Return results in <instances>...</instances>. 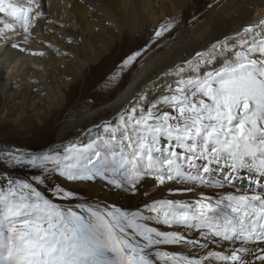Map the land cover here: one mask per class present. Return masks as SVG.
Masks as SVG:
<instances>
[{
	"label": "snow or ice",
	"instance_id": "1",
	"mask_svg": "<svg viewBox=\"0 0 264 264\" xmlns=\"http://www.w3.org/2000/svg\"><path fill=\"white\" fill-rule=\"evenodd\" d=\"M40 9V0H0V37L22 30L27 41L43 15ZM173 27L161 24L155 36ZM230 41H238L240 50L228 63L181 79L139 118H121L119 138L113 132L107 140L67 148L63 155L6 152L7 166L26 165L42 174L32 180L0 174V264H264V193L249 189L195 200L157 199L145 206L149 215H144L73 205L81 200L77 192L59 184L40 187L58 174L69 182L99 179L135 192L150 178L156 186L184 185L169 188L175 194L197 186L223 189L242 169L264 177V18L196 52L176 71H197L223 55ZM160 105L171 111H160ZM221 163L229 175L213 181L212 165ZM150 221L171 230L152 227ZM166 246L199 249V254Z\"/></svg>",
	"mask_w": 264,
	"mask_h": 264
},
{
	"label": "bare ground",
	"instance_id": "2",
	"mask_svg": "<svg viewBox=\"0 0 264 264\" xmlns=\"http://www.w3.org/2000/svg\"><path fill=\"white\" fill-rule=\"evenodd\" d=\"M40 4L43 15L34 21L27 41L22 30H18L20 34L8 32L7 38L0 37V97L19 106L16 120L29 112L38 122H48L43 119L48 114L50 122L59 123L76 92L84 97L98 86L106 89L85 106L76 104L59 124L48 147L59 146L61 155L73 146L83 148L93 141L107 140L113 132L119 138L123 131L121 118H139L161 97L170 95L169 89H174L181 79L219 70L233 58L234 50H240L238 41H230L223 55L201 64L197 71L178 73V65L185 67L196 52L206 50L217 40L234 37L264 18V0H40ZM167 22L174 27L156 37L160 25ZM129 45L140 55L132 64L118 66L130 53ZM33 52L44 55H32ZM106 76L109 80H105ZM159 110L171 111L164 105ZM17 149L28 156L44 151L0 144L1 155ZM212 167L213 181L229 175L223 163ZM55 175L66 189L79 194L81 200L75 202L144 215H149L145 206L157 199L195 200L202 195L215 197L221 192L249 189L264 193V177L243 169L233 173L234 179L223 189L197 186L191 193L175 194L169 188L184 185L156 186L146 178L132 192L99 179L69 182ZM149 224L171 230L153 221ZM210 248L223 250L215 245ZM165 250L199 254V249L182 246H166Z\"/></svg>",
	"mask_w": 264,
	"mask_h": 264
},
{
	"label": "rangeland",
	"instance_id": "3",
	"mask_svg": "<svg viewBox=\"0 0 264 264\" xmlns=\"http://www.w3.org/2000/svg\"><path fill=\"white\" fill-rule=\"evenodd\" d=\"M134 48L135 47L133 45H129L130 53H128V56L124 57L123 61L118 63V66H125L124 62L130 56L136 53L137 49ZM105 80H109L108 76L105 77ZM105 90V87L98 86L92 89V91H90L91 93L89 92V94L85 95L84 97H81L80 91L76 92L71 106L69 107L67 112L63 113V118H61L59 123H57V121L50 122L48 114L43 116V119L48 120V122H38L34 117L30 115L31 113L29 112L26 113V116L24 118L17 121L16 118L20 111L19 106L10 99L5 100L4 97H0V144L16 145L20 148H26L32 151L44 150L43 154H55L57 152L60 154V152L58 151L60 149L59 146H50L51 148L48 147L54 140V136L56 134L57 128H59V124L62 123L65 117L69 116V113L72 110L71 108H73L76 104L85 106L86 104L94 100V98L101 92L104 93ZM0 174L9 175L13 178L32 180L34 176L41 175V170L34 169L26 165L9 167L7 166V157L4 154H0ZM54 177H56L55 174L51 175L46 181V185L40 186L42 191L45 187H50L51 185L55 184H59L64 187V185H62L59 180H55ZM0 183H2V181H0ZM45 194L50 195L47 192ZM83 196H85V194H83ZM63 203L68 204L69 202L64 201ZM71 203L74 205L77 202L72 201Z\"/></svg>",
	"mask_w": 264,
	"mask_h": 264
}]
</instances>
